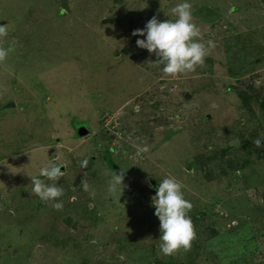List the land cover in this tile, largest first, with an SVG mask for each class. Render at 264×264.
Listing matches in <instances>:
<instances>
[{"label": "rangeland", "instance_id": "rangeland-1", "mask_svg": "<svg viewBox=\"0 0 264 264\" xmlns=\"http://www.w3.org/2000/svg\"><path fill=\"white\" fill-rule=\"evenodd\" d=\"M182 2L0 0V264H264V0H188L215 47L166 77L132 33ZM52 163L61 210L31 191ZM168 176L196 233L173 256L151 199Z\"/></svg>", "mask_w": 264, "mask_h": 264}, {"label": "clouds", "instance_id": "clouds-1", "mask_svg": "<svg viewBox=\"0 0 264 264\" xmlns=\"http://www.w3.org/2000/svg\"><path fill=\"white\" fill-rule=\"evenodd\" d=\"M175 20L158 21L154 15L145 25L144 29H136L132 35L144 36L145 39H137L139 48L147 49L150 54H155L156 65H163L162 73L166 77L176 78L180 74L192 73L197 67L204 64L209 50L215 47L212 40L203 42L201 32L193 21L192 5L188 0H183L171 9ZM7 36V29L0 26V38ZM11 48L0 47V62H3ZM212 107H216L213 103ZM255 146H261V140L253 141ZM148 146L138 148L139 152H147ZM82 167H87V161L82 162ZM64 173L61 167L52 163L41 167L39 177L52 181V184L45 183V179L31 176L32 193L41 202H53L55 210H61L63 203L59 198L63 196V189L57 182ZM124 174L114 172L108 182V193L114 195L122 193ZM89 185L83 182V189L88 190ZM183 185L175 177L164 178L156 189L152 204L155 207L154 215L159 219L160 244L159 251L164 256H173L183 250L188 252L192 242L196 238L194 225L188 213L192 209V204L184 198L182 192Z\"/></svg>", "mask_w": 264, "mask_h": 264}, {"label": "water", "instance_id": "water-1", "mask_svg": "<svg viewBox=\"0 0 264 264\" xmlns=\"http://www.w3.org/2000/svg\"><path fill=\"white\" fill-rule=\"evenodd\" d=\"M11 105L13 106V104ZM77 134L78 136L83 137L88 134V130L84 126H81L77 129ZM116 172H118V168H116Z\"/></svg>", "mask_w": 264, "mask_h": 264}, {"label": "trees", "instance_id": "trees-1", "mask_svg": "<svg viewBox=\"0 0 264 264\" xmlns=\"http://www.w3.org/2000/svg\"><path fill=\"white\" fill-rule=\"evenodd\" d=\"M240 97H242V96H240ZM241 99H244V98H241ZM81 126H84V127L88 130V133H89V129H88V127H87L84 123H78L77 129H78L79 127H81ZM112 165H113V164H112Z\"/></svg>", "mask_w": 264, "mask_h": 264}, {"label": "crops", "instance_id": "crops-1", "mask_svg": "<svg viewBox=\"0 0 264 264\" xmlns=\"http://www.w3.org/2000/svg\"><path fill=\"white\" fill-rule=\"evenodd\" d=\"M55 145V144H54ZM50 146H53V145H50ZM56 146V145H55Z\"/></svg>", "mask_w": 264, "mask_h": 264}]
</instances>
